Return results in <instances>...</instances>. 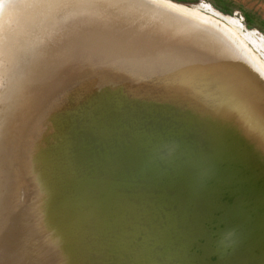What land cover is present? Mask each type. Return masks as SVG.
<instances>
[{
    "label": "water",
    "instance_id": "95a60500",
    "mask_svg": "<svg viewBox=\"0 0 264 264\" xmlns=\"http://www.w3.org/2000/svg\"><path fill=\"white\" fill-rule=\"evenodd\" d=\"M6 1L13 4L0 13V47L12 49L7 37L20 27L32 32L16 47L19 70L34 76L29 90L36 89L46 109L41 121L51 129L66 128L47 143L52 158H59L60 188H66L65 235L74 241L69 255L76 251V261L84 264L85 254L106 253L105 262L114 264L127 248L136 256L133 264H264V196L257 198L264 191L236 166L229 154L233 147L207 163L206 150L210 154L216 144L203 142L201 127L187 125L186 112L142 94V89L171 94L174 89L159 80L170 72L186 75L192 90L234 100L259 123L264 139V72L240 42L214 23H206L217 34L210 39L205 30L166 26L162 18L176 12L157 0H49L46 8H33L38 0ZM127 74L139 78L131 94L124 86L129 80L114 85ZM4 75L0 53V90ZM141 80L148 83L140 87ZM223 162L242 176L225 183H231L228 190L220 184ZM208 179L219 190L217 202L204 192ZM88 228L95 236L84 247ZM148 229L152 237H146ZM105 232L120 242L117 250L98 242ZM127 240L134 243L128 246ZM69 255L63 264H79Z\"/></svg>",
    "mask_w": 264,
    "mask_h": 264
},
{
    "label": "bare ground",
    "instance_id": "6f19581e",
    "mask_svg": "<svg viewBox=\"0 0 264 264\" xmlns=\"http://www.w3.org/2000/svg\"><path fill=\"white\" fill-rule=\"evenodd\" d=\"M48 1L38 0L37 5H34L33 8L41 5L46 8ZM157 1L169 6L172 8L171 11L176 12L174 14L167 12L166 14L169 15L162 18L166 26H172L176 31L181 32L192 29L208 31L210 28L206 23H214L224 29L225 32L230 33L235 40L240 42V47L242 46L245 49L243 42L231 30L228 31V27L220 21L184 6L165 0ZM12 4V1L1 3L0 13L9 11ZM182 10L188 13L186 14ZM30 13L33 14L31 16V21H33L35 12L30 11ZM192 20L195 21V24ZM21 28L18 29L21 30ZM20 30L14 31V33L11 32L7 37L6 46H10L12 49L2 51L0 47V53L5 63V83L0 90V264H63L65 255H69L67 252L68 247L73 248L74 241L67 239L65 235V227L67 226L64 225L63 213L64 204L67 200L65 198L66 188H60L63 178L57 176L60 173L57 169L59 163L56 162L59 158H52L54 153L47 142L48 136L53 134L54 136L64 135L66 128L65 125H62L58 129H51L45 125V122H42L43 119L42 121L40 119L41 116L45 115L46 109L42 108L36 89L31 90L33 92L29 90L34 76L29 71L23 72V68L19 70L20 61L15 55L20 51L16 47H23L32 32L27 33L25 30ZM205 33H207L205 37L208 39L211 35H217L211 31ZM233 50L236 51L234 48ZM246 52L250 56L247 50ZM168 74L169 78L166 80H163L160 75L156 78L160 77L162 80L159 81L162 85L165 84L166 87L170 86L171 90L174 89L171 94L168 91L161 94L162 91L154 89L149 91L142 89V94L155 96L154 99L159 106L169 107L171 105L176 112H186L187 125L201 127L202 132L200 134L204 139L203 142L211 145L216 144L215 150L210 151V154H207L206 150L207 163L213 160L212 157L221 154L224 148L232 146L233 153L229 154L236 166L241 171H248L255 184L264 179V163H260L261 160L264 162L263 143L255 138V135H251L248 128L245 127L242 118L237 113L239 109L237 103L234 100L222 101L220 100L222 98L218 96L214 98L213 93L208 94L206 91L199 93L192 90V87H188L190 82L186 81L188 79L186 75L183 76L180 73L172 75L171 72ZM138 79V76L127 74L126 76H120L118 81L114 82V85L122 80H129V83L125 82L124 86L127 92L130 93L134 89L133 87H138ZM150 79L155 81L154 78ZM150 79L149 83L151 82ZM143 82L141 80L140 87L148 83V80ZM110 84H113V82ZM116 89L118 90L119 87L114 86V90ZM178 99H180V102H178ZM192 102H196V104L192 105ZM195 107L200 108L197 111L198 113L193 114L192 111L195 110ZM192 116L198 117V120L195 121L197 118L194 119ZM202 117L203 120H199ZM50 129L53 131L52 133ZM204 156L205 154L199 156L197 162H201ZM241 159L244 163L243 168L240 165ZM222 164L225 167L222 172L226 173H224L220 184L223 190H228L230 184L232 182L236 183V180H241L242 176L236 169L232 168L231 171H227V165L224 162ZM230 180L231 183L226 185L225 183ZM206 184L207 186H203L204 192L217 202L219 190L210 188L211 182L209 179ZM22 185L28 188L26 197H21L18 191ZM256 188L254 185L251 187L252 190ZM253 193H247L248 197H251ZM52 195H55V197ZM78 195L76 201L82 198ZM17 198L20 199L17 200ZM59 199H61V202H59ZM204 201L208 204V200L204 198ZM196 202L199 205H204L202 200H196ZM255 207L252 206L251 209L256 210ZM205 210L207 213H211L209 209L206 208ZM221 212H224V210L222 209ZM207 220L211 221L212 218H207ZM133 227L134 230L137 229V222L133 223ZM87 231L84 247H87V242L89 243L92 236H95L94 232L89 233V228ZM145 235L146 237H152L150 230ZM145 235H141L139 239H142V236ZM113 237L105 232L98 242L108 251L110 249L117 250L120 242ZM126 243L131 246L134 242L127 240ZM124 250L130 251L127 248L123 249L120 254L116 255V263L114 264H128L129 262L133 264L136 262L132 257L133 255L136 258L134 252L127 253ZM77 255L78 253L73 251L69 257L76 261ZM95 255L98 256H90V253L85 254L84 264H107L104 259L106 253H102V255L96 253Z\"/></svg>",
    "mask_w": 264,
    "mask_h": 264
},
{
    "label": "rangeland",
    "instance_id": "374dc122",
    "mask_svg": "<svg viewBox=\"0 0 264 264\" xmlns=\"http://www.w3.org/2000/svg\"><path fill=\"white\" fill-rule=\"evenodd\" d=\"M4 1L6 0H0V3ZM165 1L195 10L200 14L207 15L223 23L228 27V31L231 30L243 42L245 49L264 72V0ZM237 113L242 118L245 127L248 128L251 135H255V138H258L264 146V139L259 133L261 128L259 123L256 124L253 119L250 121L247 114L240 109L237 110ZM258 186L261 188L260 191H264V179L258 181ZM27 190L28 188L24 185L19 187L18 191L21 197H26ZM261 194L264 196V193L260 192L258 199L262 197L259 196ZM19 199L17 198V200ZM262 200H264V197Z\"/></svg>",
    "mask_w": 264,
    "mask_h": 264
},
{
    "label": "snow or ice",
    "instance_id": "6c2138e0",
    "mask_svg": "<svg viewBox=\"0 0 264 264\" xmlns=\"http://www.w3.org/2000/svg\"><path fill=\"white\" fill-rule=\"evenodd\" d=\"M229 233H227V232H225V234H224V236H223V240H224V242H227L228 241V239H229Z\"/></svg>",
    "mask_w": 264,
    "mask_h": 264
}]
</instances>
